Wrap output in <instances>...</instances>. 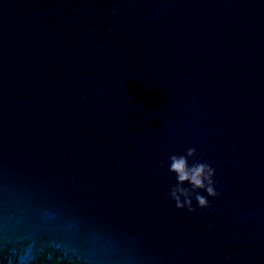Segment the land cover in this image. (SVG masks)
Here are the masks:
<instances>
[{
  "label": "water",
  "instance_id": "95a60500",
  "mask_svg": "<svg viewBox=\"0 0 264 264\" xmlns=\"http://www.w3.org/2000/svg\"><path fill=\"white\" fill-rule=\"evenodd\" d=\"M0 264H264V0H0Z\"/></svg>",
  "mask_w": 264,
  "mask_h": 264
},
{
  "label": "clouds",
  "instance_id": "9594fccd",
  "mask_svg": "<svg viewBox=\"0 0 264 264\" xmlns=\"http://www.w3.org/2000/svg\"><path fill=\"white\" fill-rule=\"evenodd\" d=\"M196 154V149L190 147L184 154H173L169 156L168 171L175 173L176 183L169 190V197L174 201L178 209L186 208L189 212L195 211L193 200L196 207H209L208 197L219 195L213 179L215 169L207 162L199 161L189 165L188 158ZM187 183L190 187H184ZM203 190L206 195H202L198 190Z\"/></svg>",
  "mask_w": 264,
  "mask_h": 264
}]
</instances>
